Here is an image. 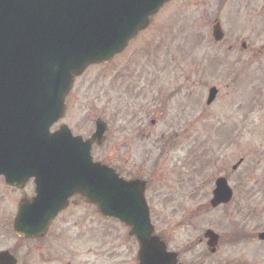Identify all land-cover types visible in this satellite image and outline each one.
<instances>
[{
  "label": "rangeland",
  "instance_id": "1",
  "mask_svg": "<svg viewBox=\"0 0 264 264\" xmlns=\"http://www.w3.org/2000/svg\"><path fill=\"white\" fill-rule=\"evenodd\" d=\"M216 17L223 43L212 37ZM212 85L219 94L207 106ZM66 102L53 130L66 123L86 138L97 118L108 122L94 159L147 179L153 223L185 264H264V0H170L125 51L78 76ZM221 175L234 197L214 208ZM33 192L31 183L14 195ZM97 212L82 201L59 217L49 241L65 231L66 264H137L129 228ZM207 229L221 236L215 253ZM4 232L0 243H14Z\"/></svg>",
  "mask_w": 264,
  "mask_h": 264
},
{
  "label": "water",
  "instance_id": "2",
  "mask_svg": "<svg viewBox=\"0 0 264 264\" xmlns=\"http://www.w3.org/2000/svg\"><path fill=\"white\" fill-rule=\"evenodd\" d=\"M167 1L0 0V174L11 186L35 177L37 193L20 204L15 220L20 235L44 234L69 199L80 194L103 215L130 227L140 244L139 264H182L178 253L154 234L146 181L120 177L94 160L93 144L103 143L107 123L98 119L86 140L66 124L51 132L65 116L76 76L123 51ZM214 36L223 37L220 23ZM216 93L211 88L209 103ZM232 196L228 180L219 178L212 205ZM205 236L215 252L219 234L208 229Z\"/></svg>",
  "mask_w": 264,
  "mask_h": 264
},
{
  "label": "flooded vegetation",
  "instance_id": "3",
  "mask_svg": "<svg viewBox=\"0 0 264 264\" xmlns=\"http://www.w3.org/2000/svg\"><path fill=\"white\" fill-rule=\"evenodd\" d=\"M191 94V93H190ZM2 180L0 186L5 185V179L0 177ZM33 180H30L28 184H31ZM146 183L148 186V181L146 179ZM6 186V185H5ZM25 186V187H26ZM24 188L20 189L17 187H8V200L6 202H1L0 204V211H2L1 217L2 221L7 222L8 220V227L7 228H0V230L5 231L4 233L11 234V240L14 241L12 244H7L9 242L7 236H5V242L0 243V264L2 263H9L14 260L13 264H66V254L63 253L65 251V245L61 241L62 236H65V231L59 234V236L52 238V242L49 241L51 237H53L54 228L57 224L59 217L62 214H65L74 204L81 203L82 200L80 196H75L70 200V205L66 210L61 212L58 217L54 220L52 225L50 226L48 232L44 236H36V237H20L17 235L14 230V218L18 212L19 204L22 200H31L33 193L28 195L24 193L23 195L16 196L14 192L16 191H23ZM78 199V200H77ZM3 224V222H2ZM61 229V228H60ZM25 243H30L29 245ZM32 243V244H31ZM58 248V249H56ZM63 249V251H62ZM22 250H24V259L22 260ZM68 264H72L69 261ZM81 264H85L84 262Z\"/></svg>",
  "mask_w": 264,
  "mask_h": 264
}]
</instances>
